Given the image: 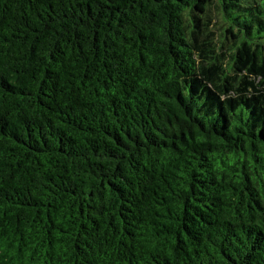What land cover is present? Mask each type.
Here are the masks:
<instances>
[{"label":"trees","instance_id":"trees-1","mask_svg":"<svg viewBox=\"0 0 264 264\" xmlns=\"http://www.w3.org/2000/svg\"><path fill=\"white\" fill-rule=\"evenodd\" d=\"M0 264H264V0H0Z\"/></svg>","mask_w":264,"mask_h":264},{"label":"rangeland","instance_id":"rangeland-1","mask_svg":"<svg viewBox=\"0 0 264 264\" xmlns=\"http://www.w3.org/2000/svg\"><path fill=\"white\" fill-rule=\"evenodd\" d=\"M214 14H218L217 16H216V23H215V26L217 27V28H219L220 27V29H219V31H218V36L219 35H222V26H225V24H224V21H223V18H222V16L220 15V13L218 12V11H214L213 12Z\"/></svg>","mask_w":264,"mask_h":264}]
</instances>
